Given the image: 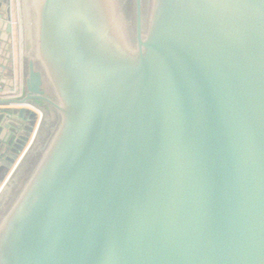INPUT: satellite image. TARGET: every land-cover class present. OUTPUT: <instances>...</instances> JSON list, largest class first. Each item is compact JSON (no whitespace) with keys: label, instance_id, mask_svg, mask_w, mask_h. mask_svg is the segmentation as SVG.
I'll use <instances>...</instances> for the list:
<instances>
[{"label":"water","instance_id":"water-1","mask_svg":"<svg viewBox=\"0 0 264 264\" xmlns=\"http://www.w3.org/2000/svg\"><path fill=\"white\" fill-rule=\"evenodd\" d=\"M18 5L0 264H264V0Z\"/></svg>","mask_w":264,"mask_h":264},{"label":"crops","instance_id":"crops-1","mask_svg":"<svg viewBox=\"0 0 264 264\" xmlns=\"http://www.w3.org/2000/svg\"><path fill=\"white\" fill-rule=\"evenodd\" d=\"M21 47L18 0H0V89L3 96H18L22 92ZM39 118L40 115L38 114L34 130L27 145L30 144ZM11 170V168L8 170L5 177L9 175Z\"/></svg>","mask_w":264,"mask_h":264},{"label":"rangeland","instance_id":"rangeland-1","mask_svg":"<svg viewBox=\"0 0 264 264\" xmlns=\"http://www.w3.org/2000/svg\"><path fill=\"white\" fill-rule=\"evenodd\" d=\"M19 174H20V173H19ZM23 175H24V174L21 173V174H20V179H19V177H18L19 175L17 174L16 177H15V179H14V183L17 181L18 184H20V183H21V179H22L21 176H23ZM18 179H19V180H18ZM14 183H13V184H14ZM13 186H14V185H13ZM13 186H12V190H13ZM18 187H20V186L18 185ZM16 188H17V187H16ZM17 189H18V188H17ZM15 191H16V189H15Z\"/></svg>","mask_w":264,"mask_h":264}]
</instances>
